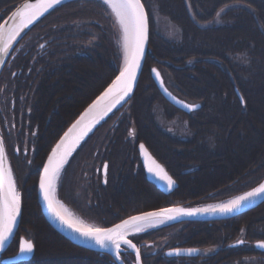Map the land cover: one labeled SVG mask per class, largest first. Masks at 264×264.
<instances>
[{
  "label": "trees",
  "instance_id": "16d2710c",
  "mask_svg": "<svg viewBox=\"0 0 264 264\" xmlns=\"http://www.w3.org/2000/svg\"><path fill=\"white\" fill-rule=\"evenodd\" d=\"M21 1L23 0H5L2 1L5 3L0 2V17H2L0 23L12 11L11 9L14 6L16 7L12 3ZM224 1H227V3L215 7L214 2L216 0H212V2L211 0H157V10L164 11L163 13L176 25L178 28V38L156 33L160 37L161 44L156 47L155 44H152L154 29L152 30L149 53L139 85L128 108V114L122 115V109L117 110L104 124L105 126L117 118L116 124L112 122L111 125L113 126L109 129L108 140L113 144L107 145L105 148L103 147L104 153L103 151L96 153L97 158L99 156L101 159L107 157L110 166L109 175L106 185H103L100 176L91 174V181L88 183L86 189L87 199L85 198L91 205L86 209V214L79 211L86 221H93L99 227H109L121 220V214L119 213L121 207L118 202L119 196L113 190L121 184L119 181L124 180L123 178L127 180V177L132 176V164H134L135 160H138L136 139L129 138V130L130 128H134L136 135L138 134V129V140L139 136H141V124L139 121L152 123V116L150 115L153 110H150V106H145L144 103L143 109L137 108L140 102L146 101L142 98L145 92L143 93L141 88L149 87L150 96L148 94V98L159 96V99L163 101L150 78V69L154 65L160 68L169 89L182 98L202 102L201 104L203 105L199 112L186 115L167 106L163 101V104L166 105V113H173L174 116H179L180 120L188 126L189 136L185 135L182 138H178L177 136L163 133V138L165 142L175 144L176 146L174 147H182L185 155L193 160L194 163H192L191 168L182 167L184 170L179 174L185 179H189L193 175L196 176L193 188H186L184 184V188L182 189L181 180L170 163L157 154L150 141L140 138L141 142L146 144L152 154L165 164L169 172L179 183V188L168 196L161 194L156 189H152L154 190L153 193L156 196L157 202H160V206L175 205L170 204L171 200L174 199L179 200L180 203H177L178 205L184 206H195L217 201L248 191L256 187L263 180L264 115L262 114V122L257 119L256 123H254L253 120L255 118L250 117L249 114V111H253L254 107L251 108L249 106L248 108V98L252 104H255L261 101L264 94V90L262 91L261 89L262 80H264V3H262L264 0ZM143 2L147 6L150 25L154 26L152 15L150 17V13H152L150 4H148V0H143ZM82 9L91 11L90 17H95L92 18L95 19L93 23L87 25H71L70 23H66L67 19L71 21L72 18L74 19L76 15L83 12ZM186 13L191 15L189 19ZM51 20H53V23L58 22L62 25V27L56 26L55 29L52 28V33L48 34L53 37V41L50 44V41L47 42V45L42 48L41 52L37 51L36 47L34 50L30 49L32 46L27 48L28 46L25 47V45H21L23 42H20L18 46L19 50L15 53L16 57L10 62L9 67L10 72L12 71L16 74L15 76L9 75L10 79L5 78L3 83H7L6 86L3 87V84L1 85L0 83L2 102L7 106L8 113H10L9 111H13V124L9 128V131H14L13 139L8 136V130L4 125L5 135L11 141L14 140L16 142L19 151L24 147L27 154L30 155L33 152L34 157L37 155L38 150L43 147V141L49 144L46 136L41 135V125L43 124L45 129L48 125L51 127L53 125V120L49 122L51 115L60 114L58 120H60L61 124L62 121L66 122L69 119L68 122H72L84 109L75 110L76 105L67 100L66 104L63 105V110L60 108L61 111L59 110L57 113L51 110L48 113L49 107H52L53 91L48 90L47 86L53 77H58L60 74L63 75L68 69L71 70L69 74L73 73L67 77L68 79L66 78L65 87L60 90L63 98L71 94L72 87L77 83L78 77H76L75 69L83 71L95 69V71L102 73L101 78H104V80L100 85L104 83L102 87L104 89L118 71L122 60L118 28L110 10L100 0H72L58 6L25 35V41L30 36L28 42L24 41L25 44L29 43L28 45H31L30 42L34 40L33 36L37 33L36 30H43V26L47 23L50 25ZM212 33L214 34L213 41L215 43L211 45V42H209L211 39H207V37ZM180 49H188V53H192L189 57H193L190 59H194L193 62L201 57L205 59L210 55L213 56V60L211 59L212 64L210 63L212 69L210 71L197 70V76L174 69L171 64L172 61L180 59L177 57L178 55H175L182 53H175V51ZM6 75L8 76V73ZM236 89L242 94L245 106L236 116L235 121L229 119L232 127L226 129L223 123L228 121H224L223 114L225 115L230 112L227 106L232 100L235 102V98H237L235 94ZM87 103L84 105H87ZM119 114H121L120 117H118ZM259 116L261 115L259 114ZM18 122L21 125L20 127L17 124ZM1 123L3 127V121ZM236 123L244 126L242 131L243 138L254 131H259L257 145L253 148H247L251 152L248 156L246 155L247 157L239 158L236 156L238 153L236 146L241 141L240 138L235 140L234 136L236 133L230 137L228 132L229 129H233L234 124L237 125ZM134 124L135 127L137 125V129L132 126ZM104 126L100 127L101 131ZM18 128L19 132H16L15 130H18ZM62 133V130L56 131L57 135L54 140L57 141ZM27 134H29L28 137ZM5 135L3 138L18 180V186L20 185L19 189L22 198L19 235L21 232L28 231L27 226L32 225L34 221L32 216H36L38 226L46 228L51 237L54 238L55 243L62 241L66 244L65 247H68V250L66 249L68 252H64V255L41 257L43 260L37 261L39 258L38 242L47 238L46 234L42 233V228L37 227V230L30 231L31 234L27 232L29 235H26V237L35 243L36 252L34 258L30 262L22 264H114L109 256L75 247L48 226L40 212L36 187L34 191L27 195L25 188L21 186L18 167L20 163L24 164L26 160L24 151H22V155L16 154L15 151L11 154V150L13 149L9 146V138H5ZM50 135H53V132ZM5 139H8V141ZM87 141L91 142V140ZM87 145L86 142L80 147L61 175L58 192L59 197H62V199L66 196L76 197L74 184L71 183V180L68 181V176L73 177L71 168L77 158L84 153ZM168 145L163 143L160 148L163 147V150H165L170 147ZM171 150L173 155L175 150ZM227 152H229L230 156L224 162L220 164L215 162V155L218 156ZM45 154L46 152L43 151L41 157ZM83 155L86 156V154ZM162 155L163 157H167L164 153ZM96 157L92 153L83 161H95L97 160ZM18 160L19 164H17ZM208 164L215 168L217 167L218 171L213 175L204 173L207 171L200 172ZM39 173L40 170L35 175L37 180ZM119 174H121V179L118 178ZM126 196L127 200H132L128 197L129 195ZM142 197H145V195L142 194L139 198ZM133 200H137L135 195ZM144 200L145 202L141 205L143 207H141L139 212L157 209L155 208L156 204H154L155 206L147 205V199L145 198ZM80 202L83 203L81 200ZM161 203L167 204L161 205ZM75 209L78 211L77 208ZM90 214L95 217H91ZM198 236H204L208 240L211 239L212 244L218 243L217 246L213 245V247L222 246V248H214L208 253L203 251L200 257L190 260L167 259L164 257L165 249L173 248L180 244L200 248L207 246L197 240ZM161 238H163V245L158 249L157 241ZM131 239L141 250L143 264H245V259H250L248 264H264V254L257 252L252 246V243L256 240H264V206L229 220L178 223L132 236ZM239 239H245L249 245L238 248H226L227 245ZM17 244L18 240L10 246L6 254L7 256L14 255L17 252ZM217 254L224 255L225 260L223 259L219 263L221 259L215 258ZM122 256L127 264H130V261L133 259L132 254H123ZM255 258H259L260 261L254 260Z\"/></svg>",
  "mask_w": 264,
  "mask_h": 264
},
{
  "label": "rangeland",
  "instance_id": "374dc122",
  "mask_svg": "<svg viewBox=\"0 0 264 264\" xmlns=\"http://www.w3.org/2000/svg\"><path fill=\"white\" fill-rule=\"evenodd\" d=\"M2 1H5V0H2ZM2 1L0 0V2H2ZM23 1H25V0H23ZM158 1H161V0H158ZM211 2H212V0H211ZM2 3H5V2H2ZM21 3H22V1L21 2H14L12 4L13 5L15 4L16 7H17ZM157 3H158L157 0H148V4H150L149 6L151 7V8L150 7L149 8L151 9V12H152V13H150V17L152 15L153 22H154V26H152V24L150 25V21H149V34H150L149 35V45H150V36H151L152 30L154 29L153 30V36H152L153 37L152 44H155L156 47H157V45L160 44V40H159L160 37L156 33L168 35V36L173 37V38H178V28L172 22V20L169 17H167V15L165 13H163L164 11L161 12V11L157 10L158 9ZM222 3H223V0H216V2H214L215 7H219L220 5H222ZM262 3H264V2L262 1ZM144 6H145V8L147 10V6L145 4H144ZM16 7L14 6V8L11 9V10L12 11L15 10ZM82 10H83V12H80V14L76 15L74 19L73 18L71 19V21H68V19H67L66 23H70L71 25L72 24L73 25H81V24L87 25V24L93 23L94 22L93 20H95V19H92V18H95V17H92V18L90 17L91 16L90 15L91 11H88V10H85V9H82ZM12 11L10 13H12ZM9 14H8V16H9ZM111 14L114 17V19H117L115 17L114 13H112V11H111ZM147 14H148V10H147ZM187 16H188V19L191 17V15H189V13L187 14ZM148 18H149V15H148ZM205 22H207V21H205ZM50 23L52 25L51 24L49 25L48 23L45 24L44 26L42 25L44 27L43 30H41V31L36 30L37 33L33 36L34 40H32L30 42L31 45H28L27 48L32 46L30 49L34 50V48L36 47V50L41 52L42 48H44L47 45L46 44L47 42L50 41L49 42V44H50L53 41V37H51L48 34L52 33V30H51L52 28L55 29L56 26L57 27H60V26L62 27V25L59 24L58 22H56V23L54 22L53 23V20H51ZM60 23H61V21H60ZM115 23H116V26L118 27V30L120 31L119 23L116 20H115ZM120 35H121V39H120L119 43L122 46V44H123L122 33H120ZM213 35L214 34L212 33V34L208 35V37H207V39H211V40H209V42H211V45L215 43V41H213V38H214ZM149 47L150 46H148V48ZM23 50H24V48H23ZM28 51H29V49H28ZM171 51L174 52L173 49H171ZM188 51H189L188 49H184V50L180 49L178 51H175V53H178V52H182V53L181 54H175L176 56L178 55L177 57H179L180 59L178 61H172L171 65L173 66L174 69L182 71L183 73H187V74L192 75V76H197V74H198L197 70L210 71L212 69L210 63H211V59L213 60V56L210 55V56L206 57L205 59L203 57H201L200 59L198 58L197 61L193 62L194 59L190 60L193 57H189V56H191L192 53H190V52L188 53ZM199 53H200V51H199ZM192 66H194V67H192ZM197 66H198V69H197ZM201 67H202V69H201ZM92 69H93V67H92ZM69 71H71V70L68 69L66 71V73H63V75L60 74V75H58V77H53V79L51 80L50 84L47 86L48 90L53 91V93H52L53 99L51 100V104H52L51 106L52 107H49L48 113L50 112V110L52 112L54 111L56 113L59 112V110L61 111V109L63 110V107H64L63 105L66 104L67 100L71 101L70 103H73L74 105H76V107H75L76 109L75 110L83 109V108L85 109L105 89V88L102 89V87L104 85V83H103L102 85H100L96 89L95 92L92 93V95L87 97L80 104H76L77 100H79L78 99L79 96L81 95V93H79V91L80 90H82V91L85 90L86 91L87 89L93 87L94 83L97 82L98 78H101L102 73L95 71V69H93L92 71H83V70L75 69L76 77H78L77 83L72 87L71 94H69V96H67L66 98H63L62 95H61L60 90L63 89V87H65L66 80L68 79L67 77H69L70 75L73 74V73L69 74ZM7 73H8V76L6 75ZM15 74L16 73H14L12 71L10 72L9 64H5V66H4V68H3L2 72H1V75H0V77H1L0 78L1 85L3 84V87L6 86L7 83H3L5 78L10 79L9 75L15 76ZM148 88L149 87H147V88L142 87L141 88V91H143V93L145 92V94L142 96V98L144 100H146V101L145 102H143V101L140 102L139 105L137 106V108L143 109L144 103H145V106H150V110H153V111H151V115H150V116H152L151 117V122L152 123H148V122L144 123V122H141V120L139 121L140 124H141V131H140L141 136H139V137L141 139L150 141L153 149H155L157 154L161 155L162 158H164L167 162L170 163V165L177 172V174H178V176H179V178L181 180L182 189L184 188V184L186 185V188L192 187L195 184V181H196L195 177L196 176L193 175L189 179H185L184 177H181L179 174L181 173L182 170H184V169H182V167L191 168L192 163H194L193 160H191V158H189V157H187L185 155L182 147H178V148L174 147V146H176L175 144H170L169 142H165V140L163 138V133H166V132H170V133H172L174 135L180 133L182 135L185 134V135L189 136L190 132H189L188 126L183 121L180 120L179 116H176V115L174 116L173 113H170V114L166 113V110H167V109H165L166 105H164L163 104L164 102L159 99V96H155V98H153V97H149L148 98L147 96H148V94L150 92V90ZM100 89H102V90H100ZM261 89H262V91L264 90V80H262V88ZM149 96H150V94H149ZM76 98H77V100H76ZM211 100H212V98H211ZM86 102H88L87 105H84ZM157 103H160V104H157ZM249 106L251 108L254 107V112L252 110L249 111L250 117L255 118V120H253L254 123H256L257 119H258V121L261 120V122H262V117H263L262 114L264 115V94L262 95L261 101L258 102V103H255V104H252V102L248 98V108H249ZM13 107H11V109L14 110ZM227 107H228V109H230V112L228 114H225V115L223 114L224 121H228V122H224L223 123V125L226 126V129L229 128V127H232V124L229 123V119L235 121L236 120V116L239 114V112L241 111L243 106H241L240 102H238V99L235 98V102H234V100H232ZM7 110H8L7 106L2 102V94L0 92V123H1V121H3V127H2V123H1L2 135H3V132H4V135H5V131H4V125H5V127L8 130V136H10V138L13 139L14 131L13 130L9 131V128L11 127V124H13V118H12V112L13 111H9L10 113H8ZM123 111H124L123 115L128 114V110H123ZM231 114H233V116H231ZM259 114L261 116H259ZM59 115L60 114L51 115V119H49V122H50V120H53L52 121L53 125H51V127L48 125V127H47L48 129L46 128L47 130L44 128L43 124L41 125L42 126L41 135L43 134L44 137L46 136V139L49 141V144L46 143L45 141H43L44 145H43L42 148H40L38 150V153H37V155L35 157H34V154H32L33 152H31L30 155L29 154H25L26 151L24 150L25 149L24 147H22L20 151L19 150L17 151L18 148H17L16 142H14V140L11 141L10 138L7 137V135H5V138H9V146L13 149V150H11V154L14 153V151H15L16 154L22 155V153H23L22 151H24V154L26 156V160L24 161V164L20 163V165L18 167V170L20 172L21 186L25 188L27 195L30 194L32 191H34L35 187H36V192H37V184H38V180H39V176H38V180L36 179V176H35L37 174V171L38 170L41 171V169H42V167L44 165V162H45L44 160H46V158L48 157L50 151L52 150L53 146L55 145V142H57L60 139V137L63 135V133L69 128V126L77 118L76 117L72 122H68L70 119L68 121H66V122L62 121L61 124H60V120H58V116ZM19 122L17 124L20 127L21 125H20ZM46 122H47V124H49L48 121H46ZM112 122L113 121H110L109 123H107V125L104 126L102 131H100L99 134L90 142V144L85 147L83 154H86V156L81 154L80 157L77 158L75 164L71 168L72 169L71 172H73V173L70 172L73 175V177H74L73 184H74L75 196H76L75 198H73L74 200L73 199L72 200L74 201L73 204L78 209V211H77L76 209L73 208V210H71V211L76 216L81 218L84 222H87V224L89 226H93V227L98 226V224L93 222V221L92 222H88V221L84 220L83 219L84 217L80 214V212L86 214V212H87L86 209H88L90 207V205H91V203L89 201H86L85 198H86V194H87L86 193L87 185L91 181V174L94 173L92 168H91L94 165V163H92L93 165H91V164H89L90 162L83 161V160H85L87 156H89V155H91L93 153L92 151H90L92 149V147H90L92 144H94L97 148H103V147L105 148L107 145L109 146V145L113 144V143H110L109 140H108V136H109V133H110L109 129L113 126V125H111ZM147 123H148V125H147ZM132 126L135 127V124L132 125ZM135 128L137 129V125H136ZM243 129H244V126H242L241 124H237L236 125V131H238V132L234 136L235 140H238V138H240L241 142H245V140H244L245 136L243 138V134H242ZM58 130H60V131L62 130L63 133L59 137V139L56 141L54 139H55V137L57 135L56 131H58ZM15 131L19 132V128H18V130H15ZM49 132H50V134L53 132V135H50ZM137 133L139 134L138 129H137ZM129 134H130V135H128L129 138L136 139V149H137V146L139 144L143 143V142H141L140 138L137 140V138H138L137 135L138 134L132 135L130 132H129ZM4 135H3V137H4ZM28 136H29V134H27V137ZM254 138L255 137H253V136L251 137V139L249 140L250 144L252 143ZM5 140L8 141V139H5ZM249 141L247 143H244L243 145L241 144V146L240 145L236 146V150L238 152L236 154L237 157L242 158V157H245L246 155L248 156L251 153L250 151L247 150L248 145H250ZM163 143L169 144L168 146H170V147L165 149V150H163V147L160 148L161 144H163ZM171 149L175 150L173 152V155H172V152H171L172 150ZM185 150H187V149H185ZM43 151H45L46 154L43 157H41V154L43 153ZM163 153L166 154L167 157H163V155H162ZM228 153L229 152H227L225 154L218 155V156L215 155V157H214L215 159L214 158L213 159L215 160L216 163L220 164L221 162H224L227 159L228 156H230V154H228ZM186 158H189V159H186ZM210 159H212V158H210ZM212 163H213V161H212ZM17 164H19V160H18ZM95 165H98V163H96ZM201 171H203V172L207 171V172H204V173H208L210 175H213L218 170H217V167L215 168L214 166H211L210 164H208L206 166V168L204 170H200V172ZM198 175H200V174H198ZM123 179L124 180L120 181L121 184H119L118 187H115V190H113L114 193L117 194V196H119L118 202H119L120 207H121L120 208L121 210H119V213L121 214V219H125L126 217L135 215L136 212L137 213H141V212H139L141 210V207H143L141 205H142V203L145 202L144 199L147 198V197H142V198H139V197H140V195L144 194L145 192H147V191L150 192L151 191V189L150 190H148V188L146 189V185L143 182L135 180L133 177L132 178L131 177H127V180H126V178H123ZM70 180H71V178L68 176V181H70ZM119 187H120V189H119ZM126 195H129L128 197H130L132 200H127L126 199V197H127ZM134 195L137 198V200H133L134 199ZM151 195L152 196L150 198V201H148V202L146 201V202L147 203H151V204H149L151 206L156 204V206L155 205L154 206L157 209L163 208V207L160 206V202H157L156 196H154L153 191H152ZM37 199H38V197H37ZM227 199H228V197H226L224 199H220V200L214 201L212 203L221 202V201H224V200H227ZM80 200L83 201V203H81ZM171 201H170L171 202L170 204L178 205L177 203H180L179 200H177V199H174V200H171ZM163 204H165V203H161V205H163ZM262 206H264V202L259 207H257L254 210H257V209L261 208ZM158 207H160V208H158ZM157 209H154V210H157ZM37 211H38V209H37ZM40 212H41V209H40ZM245 214H247V213H245ZM41 215H42V213H41ZM37 216H38V212H37ZM90 216L91 217H95L94 215H91V214H90ZM240 216H242V215H240ZM35 217L36 216H32V218L34 220L33 223H35V224L32 223V225L27 226V228H28L27 232H29V234H31L30 231L33 232V231L37 230V227H39L38 224H37L38 219L35 218ZM42 217H43V215H42ZM44 220H45V218H44ZM45 222H46V220H45ZM48 226L52 230H54L49 224H48ZM39 228H42V231H43L42 233H45L47 238L45 240H43V241L39 240V242H38V253H39L38 257L39 258L37 257L38 258L37 261L43 260L41 257L44 258V257L52 256V255L53 256H58L59 254L64 255L65 254L64 252H68L67 251L68 247H65L66 246L65 243H63L62 241H58L57 243H55L54 238L51 237V235L49 234V231H47L46 228H43V227H39ZM19 229H20V226H19ZM19 229H18V233H17V235L15 237V239L17 238L16 240H18L20 236L29 235L27 232H24V233L21 232V234L19 235V232H20ZM150 229H152V227L148 228L146 230H150ZM15 239L13 240L11 245L16 241ZM162 240H163V238H161V239H159L157 241V248L158 249H160L162 247V245H163V241ZM197 240L208 246V247L204 246V248H202V249H204L203 251L207 252V253L209 251H212L214 248H218V247L222 248V246L213 247V245L217 246L218 243L217 244H212V240L211 239L208 240V238H205L204 236H198ZM10 246H9V248H10ZM54 246L59 247V249H57V247H54ZM8 249H7V251H8ZM7 251H6V253H7ZM9 256H12V255H9ZM215 258H218V259L220 258L221 259V260H219V263L222 262L223 259L225 260L224 255L217 254L215 256ZM254 260H259L260 261L259 258H255ZM244 262H245V264H248V262H250V259H245ZM113 263H114V261H113ZM132 264H135V263L132 262Z\"/></svg>",
  "mask_w": 264,
  "mask_h": 264
},
{
  "label": "snow or ice",
  "instance_id": "6c2138e0",
  "mask_svg": "<svg viewBox=\"0 0 264 264\" xmlns=\"http://www.w3.org/2000/svg\"><path fill=\"white\" fill-rule=\"evenodd\" d=\"M62 0H36L35 3L25 2L17 9L13 16L19 18V23L5 34L3 26L0 25V54L6 55L12 43L20 33L42 16L49 9L60 4ZM112 13L117 18L123 31V67L119 75L107 87L101 96L87 109V111L68 130L64 138L56 144L51 154L47 157V163L43 165V175L39 178V189L47 203L48 208L55 217L67 228L78 233L80 236L95 241L102 248H113L117 258L121 255L122 246L135 251L137 264H140V249L130 234H138L146 229L168 220H175L180 216H193L197 214H227L239 210L247 201L264 196V183L252 188L240 196L226 203L207 205L203 208H163L158 211L143 212L140 215L129 216L112 227L101 228L84 224L83 221L73 218L67 209L55 198L57 182L61 178V172L68 163L69 157L78 147L85 136L100 122L109 112L121 104L133 90L137 73L141 68L144 58L145 44L148 40V14L142 0H104ZM2 19V17H0ZM6 35V39H5ZM155 72L159 77L160 73ZM169 95H171L169 93ZM179 102V101H178ZM193 110L194 105H182ZM134 134V131H133ZM141 152L149 160L148 171L166 180L171 188L173 179L167 175L161 165L156 163L148 154L143 144L139 145ZM105 183H107V165H104ZM21 213V195L17 190L16 181L12 169L5 162V148L2 137H0V252L5 250L6 242L14 235V228ZM238 243H244L239 241ZM264 248V241L257 244ZM34 245L31 241L21 238L19 242L20 253H31ZM189 253L196 251L188 249ZM175 255H180L181 250H174Z\"/></svg>",
  "mask_w": 264,
  "mask_h": 264
},
{
  "label": "water",
  "instance_id": "95a60500",
  "mask_svg": "<svg viewBox=\"0 0 264 264\" xmlns=\"http://www.w3.org/2000/svg\"><path fill=\"white\" fill-rule=\"evenodd\" d=\"M71 0H62V2L58 5H56L55 7L49 9L47 12H45L42 16H40L38 19H36L31 25H29L27 28H25L21 33L20 35L16 38V41L13 42L11 48L9 49V52L6 54L5 58L3 57L2 58V55L0 54V75H1V72L9 58V56L12 54L13 50L15 49V47L18 45V43L21 41V39L37 24L39 23L44 16H46L48 13H50L51 11H53L54 9H56L58 6L66 3V2H69ZM102 2H104V0H101ZM25 2H32V3H35L36 0H25L24 2H22L19 6L16 7L15 10L12 11V13L9 14V16L2 22V26H3V29H4V32L5 34L7 32H9L13 26L15 25V23L17 24L18 21H19V18L13 16V13L21 8V6L25 3ZM143 3V1H142ZM108 6V5H107ZM109 7V6H108ZM110 8V7H109ZM111 10V8H110ZM146 10V8H145ZM112 11V10H111ZM147 12V11H146ZM118 21V20H117ZM148 25H149V20H148ZM149 27H148V40H147V43L145 44V52H144V58L141 62V68L140 70L138 71L137 73V77H136V81L134 83V86H133V90L132 92L129 94L128 97L125 98L124 101L121 102L120 105H118L116 108H114L111 112H109L103 119L100 120V122L98 124L95 125V127L92 128V130L87 134V136L84 137V139L79 143L78 147L75 149V151L71 154V156L69 157V160L68 162L70 161V159L72 158V156L78 151V149L81 147V145L88 139V137L94 133L96 131V129L98 127H100L104 122H106L117 110H119L121 108V106L129 99L131 98L136 89H137V85H138V82H139V79L141 77V74H142V71H143V68H144V65H145V61H146V58H147V55H148V46H149ZM5 39H6V35H5ZM9 55V56H8ZM8 56V57H7ZM123 59H124V56H123ZM158 71V70H157ZM159 72V71H158ZM160 73V72H159ZM152 76L154 77V81L157 85V89L158 91L160 92V94L166 98L170 103H172L174 106H176L178 109H180L181 111L185 112V113H191L192 111H197L201 108V105H194V106H198V107H195L193 110H189L188 107H185V106H182V105H193V104H190L182 99H179L178 97L174 96L170 91L169 89L167 88V86L165 85L164 83V79L162 78L161 74L159 77L156 76L155 72L152 71ZM110 86V85H109ZM107 89V88H106ZM105 89V90H106ZM104 90V91H105ZM103 91V92H104ZM103 92L99 95L101 96L103 94ZM169 93L171 95H169ZM98 96V97H99ZM95 98L83 111L82 113L75 119V121L69 126V128L63 133V135L60 137V139L55 143V145L53 146L52 150L55 148L56 144H58L60 142V140H62L65 136V134L68 132V130L72 127L73 124L76 123L77 120L80 119V117L87 111V109L98 99ZM240 97V100L242 101V103L244 104L243 102V98L239 95ZM179 101V102H178ZM0 137H2V134H1V130H0ZM3 139V138H2ZM3 143H4V140H3ZM143 144V143H141ZM140 145V144H139ZM144 145V144H143ZM145 146V145H144ZM4 148H5V160H7L9 166L11 167L12 169V165H11V162H10V159H9V155L7 153V150H6V147H5V144H4ZM146 148V147H145ZM139 151H140V155L143 159V164H144V167L147 171V176H148V180L150 182H152L153 184L157 185V187L159 188V190L165 195H169L170 193L173 192V190L177 187L176 185V182L174 183V185L170 188L168 185H167V182L166 180H162L159 176L155 175L154 173H150L148 171V165H149V160L147 159V157L144 155L143 152H141L140 148L138 147ZM147 149V148H146ZM52 150L50 151L49 155L51 154ZM147 152L148 154L151 156V158L153 160L156 161V163H158L159 165H161L155 158L154 156L150 153V151L147 149ZM48 155V156H49ZM47 163V158L44 162V164ZM68 164V163H67ZM66 164V165H67ZM65 165V167H66ZM163 167V165H161ZM64 167V168H65ZM163 169L165 170V168L163 167ZM64 170V169H63ZM62 170V171H63ZM165 172L167 173L168 176H170L168 174V172L165 170ZM12 173H13V177L15 176L14 175V172H13V169H12ZM62 173V172H61ZM43 175V167L40 171V175H39V178ZM171 177V176H170ZM15 179V177H14ZM173 179V178H172ZM16 181V179H15ZM58 183V182H57ZM261 183H264V180L261 182ZM16 185H17V190L19 191L18 189V184L16 182ZM257 187V186H256ZM56 190H57V186H56ZM251 191V190H250ZM20 193V191H19ZM21 195V193H20ZM242 195V194H241ZM240 196V195H238ZM37 197H38V203H39V206H40V209H41V213L43 215V217L45 218L46 222L57 232L59 233L62 237H64L66 240H68V242H70L71 244L75 245V246H78L79 248H83L87 251H91V252H95V253H98L100 255H108L110 256L114 263L115 264H126L121 255L125 252H127V250L131 251L134 253V257H135V264H137V261H136V256H135V251L133 249H128L124 246H122L121 248V255L119 258H117L116 256V252L113 248L109 247V248H102L101 246H99L98 244L95 243V241L91 240V239H86L82 236H80L78 233L72 231L71 229L67 228L65 225H63L56 217L55 215L52 213V211L48 208L47 206V203L46 201L44 200L43 198V195L39 189V180H38V184H37ZM237 197V196H236ZM56 198H57V194H56ZM235 198V197H234ZM232 198V199H234ZM231 200V199H229ZM57 201H59L57 199ZM264 202V196L262 197H259V198H255L253 200H250V201H247L239 210L237 211H234V212H231V213H227V214H221V213H216V214H197V215H193V216H180L178 217L177 219L175 220H168V221H171L167 224H164L162 226H159V227H164V226H168V225H171V224H176V223H183V222H192V221H198V222H213V221H221V220H228V219H232L234 217H237V216H240V215H243L245 213H248L254 209H256L257 207H259L262 203ZM208 205V204H207ZM202 206H206V205H202ZM171 207H182V208H197L199 206H184V205H177V206H171ZM171 207H166V208H171ZM163 209V208H161ZM160 209H157L155 211H158ZM147 212H151V211H147ZM143 213V212H142ZM142 213H138V214H135V215H140ZM135 215H132V216H135ZM21 216H22V198H21V213H20V216L18 217L17 219V225L16 227L14 228V235L13 237H10L9 240L6 242V245H5V250L0 252V264H22V263H27V262H30L34 255H35V244L32 240H29L33 243L34 245V250L31 252V253H20L19 251V244H18V252L16 255L14 256H11V257H4L7 249L9 248V246L11 245V243L13 242V240L15 239L17 233H18V229H19V226H20V222H21ZM128 217H126L125 219H127ZM123 220V219H122ZM121 220V221H122ZM121 221L115 223V224H118L120 223ZM115 224H113L112 226H114ZM112 226H109V227H112ZM159 227H154V228H159ZM105 228H108V227H105ZM145 232V231H144ZM132 236V235H131ZM129 236V239H131ZM23 239H26L24 236L21 237ZM21 238L19 239V242L21 241ZM28 240V239H27ZM261 242V241H258L254 244L255 246V249L258 251V252H261V253H264V248H261V247H258L257 244ZM134 243V242H133ZM239 245H242L241 243H235L233 244L232 246L233 247H237ZM176 250V249H175ZM181 250V254L178 255V256H197L199 254V250L198 249H195L196 251H193L191 253H189L187 250L188 249H179ZM167 256L169 257H173V256H177L174 254V250H169L167 251L166 253ZM140 264H142V260H141V254H140Z\"/></svg>",
  "mask_w": 264,
  "mask_h": 264
},
{
  "label": "bare ground",
  "instance_id": "6f19581e",
  "mask_svg": "<svg viewBox=\"0 0 264 264\" xmlns=\"http://www.w3.org/2000/svg\"><path fill=\"white\" fill-rule=\"evenodd\" d=\"M22 2H24V1H22ZM224 3H227V1H224L223 3H222V5L224 4ZM231 4V3H230ZM52 12V11H51ZM50 12V13H51ZM50 13H48L46 16H44L43 17V19L45 18V17H47ZM113 17V16H112ZM6 19V18H5ZM4 19V20H5ZM113 20L115 21V19H114V17H113ZM18 23H19V21H18ZM17 23V24H18ZM2 23H0V25H1ZM16 23H15V25L13 26V28L17 25ZM12 28V29H13ZM121 28V27H120ZM121 31H122V29H121ZM35 35V34H34ZM122 36H123V31H122ZM28 38H30V36L28 37ZM28 38L26 39V41H25V38L23 37L22 39H21V45H25V47H27L28 46V44L29 43H27V44H25V42H27L28 41ZM16 41V40H15ZM25 41V42H24ZM20 42L18 43V45L20 44ZM13 44V43H12ZM17 45V46H18ZM122 51H123V53H122V58H123V54H124V50H123V44H122ZM2 55V58L4 57L5 58V56L6 55H4V54H1ZM9 56V55H8ZM7 56V57H8ZM15 57L16 56H9V58H8V60H7V62H6V64H9V67H10V62L11 61H13L14 59H15ZM123 67V60H121V64H120V67L118 68V71L116 72V74L113 76V78H112V80H111V82L105 87V89L114 81V79L116 78V76L117 75H119V70L121 69ZM152 69H156V70H158L159 72H160V74H161V76H162V78L164 79V76H163V74H162V72H161V70H160V68L157 66V65H154V66H152L151 67ZM15 70V69H14ZM18 73H20V71H18ZM152 71H150V78H151V80H152V82H153V84L156 86V88H157V85H156V83H155V81H154V77L152 76ZM1 78V77H0ZM104 80V78H98V80H97V82H95L94 83V85H93V87H91V88H89V89H87L86 91L85 90H80L79 91V93H81V95L79 96V100H77V98H76V100H77V103L76 104H80L81 102H83L87 97H89L90 95H92V93L93 92H95L96 91V89L100 86V84L102 83V81ZM139 82H140V79H139ZM139 82H138V85H139ZM164 83H165V85L167 86V84H166V82H165V79H164ZM137 85V86H138ZM168 87V86H167ZM2 89V88H1ZM104 89V90H105ZM169 89V88H168ZM103 90V91H104ZM137 90V89H136ZM158 90V89H157ZM102 91V92H103ZM169 91L174 95V96H176V97H178L179 99H182V100H184V101H186V102H188V103H190V104H193V105H201V108L199 109V110H197V111H192L191 113H188V114H186V115H190V114H194V113H197V112H199L201 109H202V107H203V105L201 104L202 102H196V101H190V100H187V99H185V98H182L181 96H179L178 94H176L173 90H171V89H169ZM101 92V93H102ZM136 92V91H135ZM159 92V91H158ZM100 93V94H101ZM235 94H236V96H237V98H238V102H240V104H241V106H245V100H244V98H243V96H242V94L240 93V91L238 90V89H236L235 90ZM134 95H135V93H134ZM134 95L131 97V98H129L122 106H121V108L120 109H122V111H121V114L123 115V110H128V108H129V106H130V104H131V100H132V98L134 97ZM239 95L243 98V102H244V104L242 103V101L240 100V97H239ZM161 97H162V99H163V101L166 103V105L167 106H169V107H171L172 109H175V110H177L178 112H180V113H183L180 109H178L176 106H174L172 103H170L166 98H164L162 95H161ZM80 101V102H79ZM119 109V110H120ZM83 111V110H82ZM82 111L78 114V116L82 113ZM253 112H254V110H253ZM121 114H119V116L118 117H120L121 116ZM183 114H185V113H183ZM77 116V117H78ZM116 120H117V118H115V120L113 121V123L114 124H116ZM108 121V120H107ZM106 121V122H107ZM106 122H104L100 127H102V126H104V124L106 123ZM100 127H98L97 129H96V131L94 132V133H92L89 137H88V139L87 140H93L98 134H99V132L101 131V129H100ZM249 128H250V126H249ZM236 125H234V127H233V129H229V134H230V137H232L233 135L232 134H234V133H237L236 132ZM133 131H134V128H130V130H129V132L132 134V135H134L135 134V132H134V134H133ZM166 133H168V134H171V135H174V134H172V133H170V132H166ZM228 134V135H229ZM174 136H177L178 138H182V137H184L185 136V134L184 135H182V134H180V133H178V134H176V135H174ZM255 137V136H257V137H255L254 139H253V141H252V143L250 144V139H251V137ZM258 136H259V131H254L253 133H251L250 135H247L245 138H244V140H245V142L247 143L248 141H249V144L250 145H248V149L249 148H253V147H255L256 145H257V138H258ZM85 141L83 144H85L86 142H87V144L89 145L90 144V141ZM82 144V145H83ZM144 144V143H143ZM241 144H244L243 142H239L238 143V145H240L241 146ZM81 145V146H82ZM145 145V144H144ZM90 147H92V149L90 150V151H92L93 152V155H95V157H96V153L97 152H102L103 151V153H104V149L103 148H97L94 144H92ZM138 147H139V145L137 146V152H138V159L141 161V163H142V165H143V167H144V164H143V159H142V157H141V155H140V151H139V149H138ZM145 147L150 151V153L152 154V152H151V150L147 147V145H145ZM80 149V148H79ZM78 149V150H79ZM17 151H18V149H17ZM95 153V154H94ZM25 154H27V152H25ZM75 155V154H74ZM73 155V156H74ZM153 155V154H152ZM73 156H72V158H73ZM154 156V155H153ZM94 157V156H93ZM71 158V159H72ZM97 158V157H96ZM154 158H156L155 156H154ZM70 159V160H71ZM103 160L104 159H101L100 158V156H99V158H97V160H95V161H89L90 163L89 164H91V165H93L92 163H94V164H96V163H102L103 162ZM5 162H6V164L7 165H9L8 164V162H7V160H5ZM10 162H11V160H10ZM70 162V161H69ZM68 162V163H69ZM66 168V167H65ZM64 168V169H65ZM144 170H145V168H144ZM145 174H146V178H147V183L152 187V189H156L157 191H159L161 194H163L160 190H159V188L157 187V185H155V184H153L152 182H150L149 180H148V176H147V171L145 170ZM40 175V174H39ZM15 177V179H16V182H18V180H17V177L16 176H14ZM263 180H264V177H263ZM262 180V181H263ZM261 181V182H262ZM260 182V183H261ZM259 183V184H260ZM178 183L176 182V185H177ZM119 189H120V187H119ZM152 191H154V190H151L150 192H145L144 194H145V197H147L146 199H147V202L148 201H150V198H151V194H152ZM239 194V193H238ZM236 194H234V195H231V196H229L228 197V199L227 200H224V201H221V202H215V203H212V202H214V201H212V202H206V203H202V204H198V205H195V206H199V207H197V208H203V207H205V206H202V205H206L207 206V204L208 205H215V204H221V203H226L227 201H229V199H232L234 196H235ZM55 198H56V193H55ZM56 200H57V198H56ZM60 204H62L61 202H60ZM147 204H151V203H147ZM63 205V204H62ZM64 206V205H63ZM64 208L65 209H67V211H68V213H70L72 216H73V218H77V219H79V220H81V221H83L81 218H79L78 216H76L74 213H72V211L71 210H69L68 208H66L65 206H64ZM148 211H155L154 209H150V210H148ZM253 211V210H252ZM142 212H147V211H142ZM141 212V213H142ZM84 220H85V218H83ZM84 222V221H83ZM169 222H171V221H166L165 223H162V224H158V225H156V226H154V227H159V226H162V225H164V224H167V223H169ZM192 222H198V221H192ZM184 223V222H183ZM84 224H86V225H88L87 224V222H84ZM89 226V225H88ZM154 227H152V228H154ZM132 234H130V236H131ZM240 240V239H239ZM241 241V240H240ZM258 241H264V240H257V242ZM73 245V244H72ZM75 246V245H74ZM186 246H189V245H186ZM75 247H77V248H79L78 246H75ZM186 248H188V249H198L197 248V246H191L190 245V247H186ZM81 249H83V248H81ZM176 249H179V248H176ZM85 250V249H84ZM172 250H175V249H172ZM17 252H18V245H17ZM17 252H15V254L14 255H16L17 254ZM95 253V252H94ZM200 253V252H199ZM7 254V253H6ZM4 255V257H11V256H7V255ZM128 254H131V253H128ZM106 256H108V255H106ZM110 257V256H109ZM189 258L190 257H196V256H188Z\"/></svg>",
  "mask_w": 264,
  "mask_h": 264
},
{
  "label": "flooded vegetation",
  "instance_id": "af4514ba",
  "mask_svg": "<svg viewBox=\"0 0 264 264\" xmlns=\"http://www.w3.org/2000/svg\"><path fill=\"white\" fill-rule=\"evenodd\" d=\"M103 159L104 160H103L102 163H98V165H95L94 164L91 168H92V170L94 172L92 174H96L97 176H100L101 177L102 184L103 185H106L103 169H104V165L106 164L107 165V176H106V179H107V177L109 175V168H110V166H109V162L107 161V157H105ZM158 162L161 165H163V167L168 172V174L171 176V178H173V180L178 183L177 179L169 172V170L167 169V167L165 166V164H163V162H161L160 160H158ZM132 165H133L132 176L131 175L130 176L133 177L135 180H138V181L143 182L146 185V189L148 188V190H150V189L152 190V187L149 185L150 183L149 184L147 183L148 181H147L146 174H145V170L146 169L144 170L145 167H143L141 161L139 159L138 160H135L134 161V164H132ZM120 176H121V174H119V176H118L119 179H121ZM70 178H71V183H73L74 177L73 178L70 177ZM178 188H179V183L177 184V187L173 190L172 193H174ZM172 193H170V194H172ZM163 195H165L164 192H163ZM73 198H75V197H72V196L63 197V199L69 204V206H71L72 208L75 209L76 206L73 204L74 203V201H73L74 199ZM240 240L244 241V243H242V245H239L237 247H233L232 246L233 244L239 242ZM240 240H237V241H235L233 243H230L229 245L226 246V248H238V247H241V246L249 245L248 242L245 239H240ZM253 245H254V242L252 243V246ZM186 247H190V245L189 246H186L185 244H183V245L180 244L179 246H176V247H173V248H167V249L164 250V257L167 258V259H189L190 260V259H194V258L200 257L201 254H202V252H203V249L202 248H200V247L198 248L197 247L198 250L201 249V252L196 257H190V258L188 256H173V257H169V256L166 255L167 251H169V250L176 249V248H179V249H188Z\"/></svg>",
  "mask_w": 264,
  "mask_h": 264
}]
</instances>
